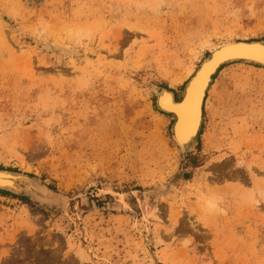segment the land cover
I'll return each mask as SVG.
<instances>
[{
    "label": "rangeland",
    "instance_id": "obj_1",
    "mask_svg": "<svg viewBox=\"0 0 264 264\" xmlns=\"http://www.w3.org/2000/svg\"><path fill=\"white\" fill-rule=\"evenodd\" d=\"M233 40L264 0H0V167L50 190L0 193V264H264V67L217 72L186 153L156 104Z\"/></svg>",
    "mask_w": 264,
    "mask_h": 264
},
{
    "label": "bare ground",
    "instance_id": "obj_2",
    "mask_svg": "<svg viewBox=\"0 0 264 264\" xmlns=\"http://www.w3.org/2000/svg\"><path fill=\"white\" fill-rule=\"evenodd\" d=\"M232 42H235V41L233 40V41L224 42L220 44L219 46L215 47L212 50V52L216 50L217 48H219L220 46L228 44V43H232ZM55 47L57 49L62 50L63 52H66L67 54L71 52L69 51L70 46L69 47L68 45L66 46L65 43L62 44L60 42ZM207 60L210 63L209 57H207L205 60L201 62V64L204 61L207 62ZM238 62H245L250 65L264 67V64L257 65L253 62H248V61H238ZM231 63H234V62H231ZM219 65L220 64H217L216 66H214V68H211V66H209L208 68H206V72L205 70L203 71L202 69L198 71L200 69V66H199L195 70V72L192 74V76L189 78V80L187 81L188 83L186 84V87L184 88L185 90L180 99L175 96L173 90L171 89L162 88L160 90H156L158 91V99L156 101V104L158 105L159 109L163 111V113L172 114L174 116L175 120H174L173 130H172L173 138H174L176 145L181 149L183 153H186L188 149L191 148L193 143H195V141L199 137L202 124H203V119H204V106L203 105L205 101L202 102V108L199 111L200 107L198 109L197 98L199 96V93H201L202 90L204 93H202L201 96L203 97L205 94L207 96V92L210 89V86L212 84V83L210 84V81L212 79V74L217 71ZM184 94H186V96L183 100H181ZM190 95L192 97V103H188ZM206 96H205V99H206ZM201 99L199 100L200 103H201ZM186 103L188 104V106L185 108L184 106ZM180 110H183L184 112L183 117L181 116ZM40 190H41V187L40 185H38V190H37L36 195L39 194ZM17 193H22V190H17ZM24 195H29V194L26 193Z\"/></svg>",
    "mask_w": 264,
    "mask_h": 264
},
{
    "label": "water",
    "instance_id": "obj_3",
    "mask_svg": "<svg viewBox=\"0 0 264 264\" xmlns=\"http://www.w3.org/2000/svg\"><path fill=\"white\" fill-rule=\"evenodd\" d=\"M264 50V41L259 40H236L235 42L228 43L220 46L213 52H210L209 61L203 62L200 65L201 69L206 72V68L211 66L214 68L217 64H220L217 71L212 74V79L210 84L213 82V76L217 74L219 69L228 62H238V61H248L253 62L257 65L264 64V57L261 56V51ZM205 60V59H204ZM198 73V72H197ZM203 90L199 93L197 98V106L199 111L202 108V102L205 101L206 94L202 97ZM157 94V91H156ZM186 94H184L183 100ZM202 98V99H201ZM177 99V98H175ZM201 99V103L200 100ZM157 101V100H156ZM200 103V105H199ZM204 106V105H203ZM38 185H40L41 190L39 194L36 195L38 190ZM0 189L8 190L16 194H29L33 198L42 199L45 197L46 192H50V190L38 183L37 179L27 173L15 172L6 169H0ZM17 190H22V193H17Z\"/></svg>",
    "mask_w": 264,
    "mask_h": 264
},
{
    "label": "trees",
    "instance_id": "obj_4",
    "mask_svg": "<svg viewBox=\"0 0 264 264\" xmlns=\"http://www.w3.org/2000/svg\"><path fill=\"white\" fill-rule=\"evenodd\" d=\"M227 65H229V63L228 64H224L220 69H219V71L221 70V69H223L225 66H227ZM216 77V74L213 76V78H215ZM178 98V97H177ZM180 99V98H179ZM0 169H3L2 167H0ZM6 170H11V171H15V172H17L16 170H12V169H6ZM0 193H3V194H10V195H13V196H15V197H18V198H20V199H25V200H27L28 198H27V196L26 195H18V194H14V193H12L11 191H8V190H1L0 189Z\"/></svg>",
    "mask_w": 264,
    "mask_h": 264
},
{
    "label": "snow or ice",
    "instance_id": "obj_5",
    "mask_svg": "<svg viewBox=\"0 0 264 264\" xmlns=\"http://www.w3.org/2000/svg\"><path fill=\"white\" fill-rule=\"evenodd\" d=\"M260 54H261L262 57H264V50H262ZM188 103H192V97H191V95L189 96ZM187 106H188V104L186 103L184 107L186 108ZM180 111H181V116L183 117L184 112H183V110H180Z\"/></svg>",
    "mask_w": 264,
    "mask_h": 264
}]
</instances>
